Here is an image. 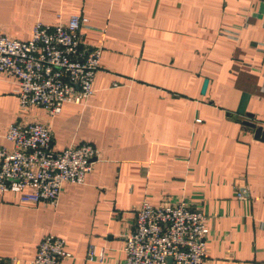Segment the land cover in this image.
I'll list each match as a JSON object with an SVG mask.
<instances>
[{"label": "crops", "instance_id": "crops-1", "mask_svg": "<svg viewBox=\"0 0 264 264\" xmlns=\"http://www.w3.org/2000/svg\"><path fill=\"white\" fill-rule=\"evenodd\" d=\"M73 14L102 48L93 94L57 115L23 111L0 73V145L13 148L19 120L48 126L57 150L98 154L54 206L0 192V264H28L48 234L71 253L60 264H120L133 210L167 199L208 217L206 264H264V142L239 121L264 126V0H0V30L27 40ZM90 244L105 262L86 260Z\"/></svg>", "mask_w": 264, "mask_h": 264}, {"label": "built area", "instance_id": "built-area-1", "mask_svg": "<svg viewBox=\"0 0 264 264\" xmlns=\"http://www.w3.org/2000/svg\"><path fill=\"white\" fill-rule=\"evenodd\" d=\"M87 25V17L73 14L52 25L38 22L27 40L0 30V73L16 78L21 110L37 106L57 115L64 104H83L91 97L102 48L84 45ZM5 137L13 148L0 145V192L17 194L21 203L56 205L63 185L82 183L98 154L88 142L55 149L52 131L39 122L16 120ZM133 212L120 264H168V258L170 264H206L210 230L200 208L167 199L143 201ZM69 257L65 240L48 234L28 264H60ZM86 260L105 262L104 248L90 244Z\"/></svg>", "mask_w": 264, "mask_h": 264}, {"label": "water", "instance_id": "water-1", "mask_svg": "<svg viewBox=\"0 0 264 264\" xmlns=\"http://www.w3.org/2000/svg\"><path fill=\"white\" fill-rule=\"evenodd\" d=\"M208 79H204L202 84V92L204 93L207 87ZM231 114V113H230ZM251 117V116H250ZM239 120V119H237ZM241 123L249 126L253 131V136L255 139L263 141L264 142V126L261 124H257L251 120H239ZM243 190V188H241ZM168 264L171 263V258H168Z\"/></svg>", "mask_w": 264, "mask_h": 264}, {"label": "rangeland", "instance_id": "rangeland-1", "mask_svg": "<svg viewBox=\"0 0 264 264\" xmlns=\"http://www.w3.org/2000/svg\"><path fill=\"white\" fill-rule=\"evenodd\" d=\"M96 157H97V155H96ZM96 157H93V158L95 159ZM94 159H93V161H94Z\"/></svg>", "mask_w": 264, "mask_h": 264}, {"label": "trees", "instance_id": "trees-1", "mask_svg": "<svg viewBox=\"0 0 264 264\" xmlns=\"http://www.w3.org/2000/svg\"><path fill=\"white\" fill-rule=\"evenodd\" d=\"M31 37V36H30Z\"/></svg>", "mask_w": 264, "mask_h": 264}]
</instances>
